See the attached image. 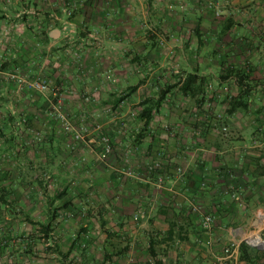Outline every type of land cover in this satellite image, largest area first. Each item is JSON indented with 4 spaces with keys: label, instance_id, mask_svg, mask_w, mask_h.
<instances>
[{
    "label": "crops",
    "instance_id": "1",
    "mask_svg": "<svg viewBox=\"0 0 264 264\" xmlns=\"http://www.w3.org/2000/svg\"><path fill=\"white\" fill-rule=\"evenodd\" d=\"M238 71L250 97L229 114ZM12 75L60 88L83 140L51 90ZM64 202L46 236L14 228ZM83 214L103 227L75 228ZM252 232L264 239V0H0V264H264V249L223 251Z\"/></svg>",
    "mask_w": 264,
    "mask_h": 264
},
{
    "label": "built area",
    "instance_id": "2",
    "mask_svg": "<svg viewBox=\"0 0 264 264\" xmlns=\"http://www.w3.org/2000/svg\"><path fill=\"white\" fill-rule=\"evenodd\" d=\"M12 78L16 79L18 84H23L29 87L30 89L36 90L41 93H45L48 90L52 91V98L50 99V111L51 114L55 117V119L60 123L62 130L65 133H71L72 137L76 141L83 140V135L80 131L76 130L73 123L69 120L66 113L63 111L61 103L59 101V93L60 88H51L49 82L45 78H36V79H27L20 75H12ZM96 129H99V126H96ZM99 140L102 145V153L104 156L108 155L112 151L111 143L109 138L106 135L100 134ZM179 172H181L179 170ZM48 179V176H46ZM158 184H161V180L159 179ZM193 211L199 213V209L197 206H193ZM213 222V218L211 215H202L201 218V228L209 231L211 229ZM241 242H245L248 246L256 249H264V239L257 232H252L248 236H243L237 239L231 240L227 246L224 248V253L228 256H233L237 253Z\"/></svg>",
    "mask_w": 264,
    "mask_h": 264
},
{
    "label": "trees",
    "instance_id": "3",
    "mask_svg": "<svg viewBox=\"0 0 264 264\" xmlns=\"http://www.w3.org/2000/svg\"><path fill=\"white\" fill-rule=\"evenodd\" d=\"M237 73H238L237 79H238L240 89H239V93L237 94V96H234V97L229 99V105H228V108L226 109V112L229 114L233 113L237 109L246 110L247 105H248L247 102H248L249 97H250V86L243 82L245 80L246 76L245 75L240 76L239 71ZM196 79H198V78L195 76H192V75H188L185 78V81L182 83V88H185L189 84L193 85V83L196 81ZM150 110H151V108H147V107L144 108L142 117L148 118ZM62 194L63 195L60 197V199L64 198L66 191L63 190ZM50 197L51 196H48V199L52 200V201H54L57 198V197H53V198H50ZM68 205H69V202H64L63 205L60 207L59 206L53 207V209L51 211H49L47 221L44 223L39 222V221L34 222L31 218H29V216H26L25 221L32 224V225H39L40 226L39 230H41L43 232V234L46 236L48 234V232L52 231L53 228L55 227V217L57 215V212L60 211V209L67 208ZM247 248H248V245L245 242H241L238 250L241 252V254H243V251L246 250Z\"/></svg>",
    "mask_w": 264,
    "mask_h": 264
},
{
    "label": "rangeland",
    "instance_id": "4",
    "mask_svg": "<svg viewBox=\"0 0 264 264\" xmlns=\"http://www.w3.org/2000/svg\"><path fill=\"white\" fill-rule=\"evenodd\" d=\"M49 84L52 85V88L54 87L51 82ZM54 88H56V87H54ZM49 189H53L52 186ZM35 209L37 211L38 210V206H35ZM89 216L93 220L86 221V218L84 217V214H83V215L80 216V219L79 220H75V221L73 220L71 222H72V224H74L75 228L76 227H79L80 229L82 228V229H89L90 230L92 228H94V229L95 228L96 229L97 228H100L101 229L103 227V224L101 225V221L98 219L97 216H95L93 214H91ZM34 222H36V221H34ZM71 222L69 221V223H71ZM83 224H88V225L83 226ZM13 225H14V228H17V229L29 228V229H31L33 231L39 230V227H40L39 225H32V224H30V223H28L26 221H24V222H22V221H15V222H13ZM55 225H56V223H55ZM58 225H59V222H58ZM37 234H38V232L35 233L36 236H37ZM249 234H251V233L244 234L243 236H246V235L248 236ZM243 236H241V237H243Z\"/></svg>",
    "mask_w": 264,
    "mask_h": 264
}]
</instances>
